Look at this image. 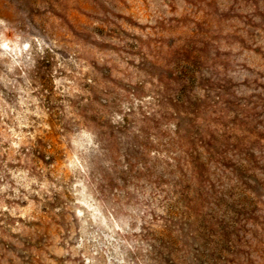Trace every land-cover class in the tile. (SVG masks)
Wrapping results in <instances>:
<instances>
[{
	"label": "rangeland",
	"instance_id": "374dc122",
	"mask_svg": "<svg viewBox=\"0 0 264 264\" xmlns=\"http://www.w3.org/2000/svg\"><path fill=\"white\" fill-rule=\"evenodd\" d=\"M183 117L248 169L229 242L152 206ZM0 264H264V0H0Z\"/></svg>",
	"mask_w": 264,
	"mask_h": 264
},
{
	"label": "trees",
	"instance_id": "16d2710c",
	"mask_svg": "<svg viewBox=\"0 0 264 264\" xmlns=\"http://www.w3.org/2000/svg\"><path fill=\"white\" fill-rule=\"evenodd\" d=\"M177 102L181 104V108L185 109L181 113L196 116L198 110H195V104L192 101L179 99ZM183 121L184 117L179 118V125H174L178 140L175 145L185 157L171 158L175 163L172 165L175 170L172 175L176 177V180L171 184L170 189H159L160 195L154 198L152 206L166 211L169 215L174 214V208L179 209L181 206L182 216L193 222L195 228H192L191 236H194L192 239L195 241L204 243H207V240L218 241V244L222 241L229 242L227 236L230 234L231 226L252 221V218L243 214L242 211L256 206L249 195V192L252 193L253 190L244 177L248 169L239 167L227 170V165L216 159V156L220 158L221 156L212 147L213 139L206 143L208 148L206 153L220 173L211 174L208 165L202 160L199 146L193 141L197 135L203 136V134H198L194 123L191 122L187 124L188 127L186 125L182 128ZM208 137L212 138V135L208 134ZM230 175L235 178L232 179ZM250 182L256 183L252 180ZM170 244L176 246L177 242L171 238Z\"/></svg>",
	"mask_w": 264,
	"mask_h": 264
}]
</instances>
